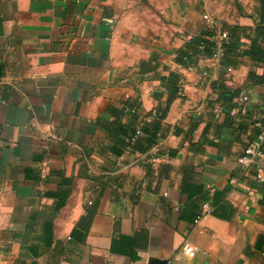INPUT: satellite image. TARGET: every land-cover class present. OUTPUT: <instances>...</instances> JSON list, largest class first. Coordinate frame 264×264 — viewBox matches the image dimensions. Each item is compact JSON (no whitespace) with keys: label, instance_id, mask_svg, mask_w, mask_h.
Masks as SVG:
<instances>
[{"label":"crops","instance_id":"0c3cea01","mask_svg":"<svg viewBox=\"0 0 264 264\" xmlns=\"http://www.w3.org/2000/svg\"><path fill=\"white\" fill-rule=\"evenodd\" d=\"M204 14L231 72L185 57ZM219 79L261 127L264 0H0V264H264V181L208 105ZM159 106L156 144L130 150Z\"/></svg>","mask_w":264,"mask_h":264},{"label":"trees","instance_id":"16d2710c","mask_svg":"<svg viewBox=\"0 0 264 264\" xmlns=\"http://www.w3.org/2000/svg\"><path fill=\"white\" fill-rule=\"evenodd\" d=\"M225 31V30H224ZM227 32V31H226ZM214 32L209 30H205L200 34V37L194 38L189 46L192 49V53L190 55H182L179 56L177 60L178 63L187 65L183 63V57L188 58V63L191 64L195 61L193 57L196 56H207L212 58L216 52V42L211 39ZM228 34V32H227ZM223 53L219 60V65L226 69L227 67H233L234 61L231 60V56L235 54H239L237 46L230 39L228 35V39L225 43L222 44ZM178 81L179 75L174 74L171 75L166 83V90L170 96H173L178 91ZM214 94L216 98L214 100L208 101V105L213 107L214 105H220L224 110V121L226 124L231 125L238 133L239 137L245 136L248 143H252L257 141L262 132L264 131V123H262L261 127H252L253 124H248L247 122V114L248 111L243 116L238 118L239 121L237 123L234 122V117L229 115V110L235 106V99L239 95V89L232 87L228 84L227 81L223 79H219L213 85ZM166 114V108L156 107L149 113L150 122L141 126L138 130L140 131V135L135 136L137 129L131 132L130 140L128 143V148L134 152H138L140 154H144L156 144L158 137L160 136V122ZM194 120V124L191 127L190 133L198 126L201 121L200 117L192 118ZM252 129H249V127ZM142 133L145 137H142ZM246 146V145H245Z\"/></svg>","mask_w":264,"mask_h":264},{"label":"built area","instance_id":"2783aa9c","mask_svg":"<svg viewBox=\"0 0 264 264\" xmlns=\"http://www.w3.org/2000/svg\"><path fill=\"white\" fill-rule=\"evenodd\" d=\"M202 17L205 20L208 29L214 32L211 39L216 42V52L212 59L219 63L223 53L222 44L227 41L228 34L226 31L218 29L212 16L204 14ZM226 70L227 72H231L232 68L227 67ZM235 101V106L232 107L228 113L239 121L240 118L238 117L243 116L248 109V99L244 95L239 94ZM211 111L216 119L221 118L225 113L223 107L220 105H214L211 107ZM138 135H140L139 130L136 131L135 136ZM153 160L154 159H152V161ZM236 165L243 173H247L250 170L254 171L257 181H264V137L262 140L260 139L252 143L247 142V145L243 148L241 154L236 159ZM204 209L207 211V206H204ZM196 251V247L189 243H186L181 248V253L185 257H192Z\"/></svg>","mask_w":264,"mask_h":264},{"label":"water","instance_id":"95a60500","mask_svg":"<svg viewBox=\"0 0 264 264\" xmlns=\"http://www.w3.org/2000/svg\"><path fill=\"white\" fill-rule=\"evenodd\" d=\"M156 264H165L164 262H157Z\"/></svg>","mask_w":264,"mask_h":264}]
</instances>
